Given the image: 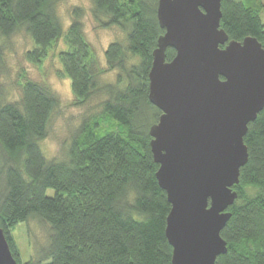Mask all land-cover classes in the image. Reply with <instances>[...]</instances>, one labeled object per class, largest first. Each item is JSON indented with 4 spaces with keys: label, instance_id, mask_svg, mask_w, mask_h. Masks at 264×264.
<instances>
[{
    "label": "trees",
    "instance_id": "16d2710c",
    "mask_svg": "<svg viewBox=\"0 0 264 264\" xmlns=\"http://www.w3.org/2000/svg\"><path fill=\"white\" fill-rule=\"evenodd\" d=\"M58 1L0 0V38L28 36L34 50L26 56L33 63L61 40L59 75L70 81L74 104L83 106L94 94L104 100L100 115L82 121L61 160H46L39 146L57 104L47 87L25 80L17 101L0 103V229L11 255L16 264H171L165 237L170 206L155 177L148 135L161 115L147 99L152 52L164 33L157 0H91L100 28L124 35L108 45L105 70L84 36L82 12L74 9L63 31ZM220 2V28L229 41L251 37L264 49L262 0ZM174 55L167 49L166 61ZM3 63L0 43V74ZM111 71L115 81L101 83ZM243 142L247 163L220 232L227 250L214 264H264V108ZM32 219L49 233L46 244L23 260L12 232Z\"/></svg>",
    "mask_w": 264,
    "mask_h": 264
},
{
    "label": "water",
    "instance_id": "95a60500",
    "mask_svg": "<svg viewBox=\"0 0 264 264\" xmlns=\"http://www.w3.org/2000/svg\"><path fill=\"white\" fill-rule=\"evenodd\" d=\"M220 0H157L164 31L148 72V102L159 110L148 130L158 186L170 211L171 264H214L220 232L247 163L243 138L264 108V49L251 37L229 41ZM167 49L175 52L166 61ZM0 264H16L0 229Z\"/></svg>",
    "mask_w": 264,
    "mask_h": 264
},
{
    "label": "rangeland",
    "instance_id": "374dc122",
    "mask_svg": "<svg viewBox=\"0 0 264 264\" xmlns=\"http://www.w3.org/2000/svg\"><path fill=\"white\" fill-rule=\"evenodd\" d=\"M262 2L264 3V0ZM76 8L82 12L81 22L86 41L91 46L101 70H105L107 64L104 54L108 45L115 40L123 42L124 35L116 28H100L92 18L91 0L58 1L55 15L63 31L69 27L72 11ZM260 18L264 23V9ZM0 43L4 62L0 74V103L17 101L20 96L19 86L25 80L47 87L56 96L57 104L50 116L46 137L39 146L46 160H61L85 117L100 115V104L104 97L94 94L83 106L74 104L70 81L59 75L61 67L56 54L64 47L61 40L48 50L45 58L39 63H33L27 58L26 54L34 50V45L24 33H16L8 38L1 37ZM115 77V71L107 72L100 76V82L112 84ZM106 125L102 124V126ZM51 193V191L47 192L49 195ZM48 229L47 225L37 219L29 220L27 224L15 228L12 236L23 260L36 254L40 246L46 244Z\"/></svg>",
    "mask_w": 264,
    "mask_h": 264
}]
</instances>
